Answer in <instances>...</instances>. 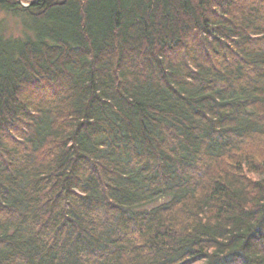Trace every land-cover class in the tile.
<instances>
[{"label":"trees","instance_id":"obj_1","mask_svg":"<svg viewBox=\"0 0 264 264\" xmlns=\"http://www.w3.org/2000/svg\"><path fill=\"white\" fill-rule=\"evenodd\" d=\"M0 12V264H264V0Z\"/></svg>","mask_w":264,"mask_h":264},{"label":"rangeland","instance_id":"obj_2","mask_svg":"<svg viewBox=\"0 0 264 264\" xmlns=\"http://www.w3.org/2000/svg\"><path fill=\"white\" fill-rule=\"evenodd\" d=\"M0 31L6 37H21L23 31L21 18L0 12Z\"/></svg>","mask_w":264,"mask_h":264},{"label":"water","instance_id":"obj_3","mask_svg":"<svg viewBox=\"0 0 264 264\" xmlns=\"http://www.w3.org/2000/svg\"><path fill=\"white\" fill-rule=\"evenodd\" d=\"M20 3H21V1H20ZM35 3V2H34ZM24 6H27V5H24Z\"/></svg>","mask_w":264,"mask_h":264}]
</instances>
